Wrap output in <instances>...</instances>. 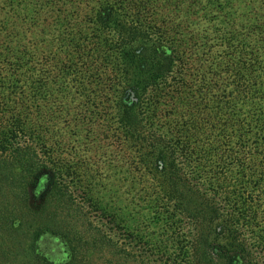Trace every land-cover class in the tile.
Segmentation results:
<instances>
[{"label":"trees","instance_id":"trees-1","mask_svg":"<svg viewBox=\"0 0 264 264\" xmlns=\"http://www.w3.org/2000/svg\"><path fill=\"white\" fill-rule=\"evenodd\" d=\"M236 1L0 0V264H264V0Z\"/></svg>","mask_w":264,"mask_h":264},{"label":"rangeland","instance_id":"rangeland-1","mask_svg":"<svg viewBox=\"0 0 264 264\" xmlns=\"http://www.w3.org/2000/svg\"><path fill=\"white\" fill-rule=\"evenodd\" d=\"M236 3L237 4H242L243 5V0H237L236 1ZM104 145H106V144H104ZM103 149H104V153H107V156H109V157H112V153L114 154V152H111V149H109V147H102ZM98 149V148H97ZM97 149L96 150H94V152H97ZM99 150V149H98ZM15 234V233H14ZM8 238V237H7ZM17 239V238H16ZM16 239H15V236L14 235H11L10 236V238H9V240L10 241H16ZM95 257V260H96V262L98 263V264H105V262H104V257L103 256H101V257H99L98 255H96V256H94Z\"/></svg>","mask_w":264,"mask_h":264}]
</instances>
